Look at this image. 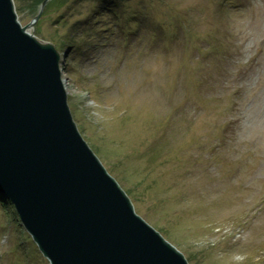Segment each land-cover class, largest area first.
<instances>
[{"label":"rangeland","instance_id":"rangeland-1","mask_svg":"<svg viewBox=\"0 0 264 264\" xmlns=\"http://www.w3.org/2000/svg\"><path fill=\"white\" fill-rule=\"evenodd\" d=\"M45 6L29 32L138 214L189 264H264V0ZM14 212L0 197V264H49Z\"/></svg>","mask_w":264,"mask_h":264},{"label":"water","instance_id":"water-1","mask_svg":"<svg viewBox=\"0 0 264 264\" xmlns=\"http://www.w3.org/2000/svg\"><path fill=\"white\" fill-rule=\"evenodd\" d=\"M33 23L22 27L13 0H0V195L51 264H187L131 217L72 119L58 52L27 31ZM100 226L106 236L92 229Z\"/></svg>","mask_w":264,"mask_h":264},{"label":"bare ground","instance_id":"bare-ground-1","mask_svg":"<svg viewBox=\"0 0 264 264\" xmlns=\"http://www.w3.org/2000/svg\"><path fill=\"white\" fill-rule=\"evenodd\" d=\"M25 6V5H24ZM60 66H61V64H60ZM61 82H63V80L61 79ZM63 84V88L64 89H67V87H66V83L64 84V82L62 83ZM76 124V123H75ZM77 125V124H76ZM78 132L80 133V131L78 130ZM82 139L85 141V139L83 138V136H82ZM87 147H88V149H90L91 151H92V153L98 158V156L96 155V153L93 151V149L90 147V145L87 143ZM98 160L100 161V159L98 158ZM100 163L102 164V162L100 161ZM102 166L105 168V166L102 164ZM107 174H108V176L110 177V178H112L117 184H119L120 185V188L122 189V191H124L125 193V199L127 200V201H129V203H131L130 204V206L133 208V211H132V213H131V217L132 216H138V217H140L142 220H144L145 221V219L143 218V217H141L139 214H138V211H137V209H136V206H135V202H134V200L129 196V194H128V192L126 191L127 189L123 186V185H121L120 183H119V181L114 177V176H112V174L109 172V170L107 169ZM123 186V187H122ZM114 205H117L118 206V204H113L112 206H111V213L112 214H116V213H118V212H120V208H119V206L118 207H115ZM127 214V217H130L129 215H128V213H126ZM82 215H85V213H82ZM93 230H95V231H100L102 234H103V236H106L104 233H103V227H93L92 228ZM164 239H165V241L166 242H168V243H170V244H173V243H171L169 240H167L162 234H160ZM175 247V246H174ZM176 249H177V247H175ZM178 250V249H177ZM186 262H187V264H189V262H188V260H186Z\"/></svg>","mask_w":264,"mask_h":264},{"label":"trees","instance_id":"trees-1","mask_svg":"<svg viewBox=\"0 0 264 264\" xmlns=\"http://www.w3.org/2000/svg\"><path fill=\"white\" fill-rule=\"evenodd\" d=\"M18 2L19 6L20 5H26L27 2H29V0H15ZM41 2V0H31V3H28L30 6H32V8L35 9L36 5L39 4ZM34 5V6H33Z\"/></svg>","mask_w":264,"mask_h":264}]
</instances>
